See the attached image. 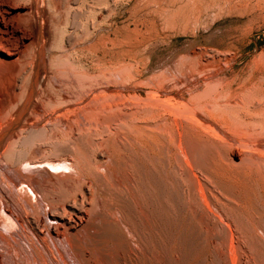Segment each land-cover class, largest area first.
Wrapping results in <instances>:
<instances>
[{"label": "rangeland", "instance_id": "obj_1", "mask_svg": "<svg viewBox=\"0 0 264 264\" xmlns=\"http://www.w3.org/2000/svg\"><path fill=\"white\" fill-rule=\"evenodd\" d=\"M27 1L4 45L13 57L0 56L8 199L29 213L83 206L71 240L94 264H264V0ZM34 6L42 55L29 97ZM52 244L60 264H82L65 241Z\"/></svg>", "mask_w": 264, "mask_h": 264}, {"label": "bare ground", "instance_id": "obj_2", "mask_svg": "<svg viewBox=\"0 0 264 264\" xmlns=\"http://www.w3.org/2000/svg\"><path fill=\"white\" fill-rule=\"evenodd\" d=\"M22 2V3H19ZM27 0H0V56L8 59V58H12L13 54H11L9 52V50H6L4 48L5 42L7 41V37L10 36L11 34H18V32H20L19 30H17L14 26H13V20L16 18H22V19H26L27 15L29 14H23L24 10L27 8L25 3H28ZM36 3H34V5L36 4V6H38L37 4L40 2V0H35ZM31 3V2H30ZM41 3V2H40ZM42 8L40 7H36L34 6V10H35V17H36V37H37V46H36V58H35V66H34V70H33V75L31 78V91H30V95L29 97L33 94L32 92V86H34V82L36 80V76L38 74V64H39V58H40V54L42 55V43H41V10ZM23 12V13H22ZM29 16V15H28ZM35 19V18H34ZM18 20V19H16ZM54 31V30H53ZM27 34V33H26ZM20 36V35H19ZM26 39L22 38L21 36V42H24ZM32 42V41H31ZM25 54V53H24ZM26 58V57H25ZM23 59V58H22ZM25 60V59H24ZM21 61V60H20ZM40 68V67H39ZM55 76V75H54ZM93 77V76H92ZM30 82V81H29ZM35 89V88H34ZM104 99V98H103ZM65 104V103H64ZM233 106V105H232ZM200 107V106H199ZM27 109V108H26ZM109 111V110H108ZM83 112V111H82ZM95 112V111H94ZM91 113V112H90ZM93 113V112H92ZM91 113V114H92ZM96 114V113H95ZM83 115V114H82ZM94 115V114H93ZM99 116V115H97ZM128 116V115H127ZM258 116V115H257ZM94 117V116H93ZM1 118V117H0ZM113 118V117H112ZM84 119V118H83ZM120 119V118H119ZM127 119V118H126ZM60 120V119H59ZM78 120V119H77ZM88 120V119H87ZM92 121V118L90 119ZM97 120V118H96ZM122 120V119H121ZM126 123V122H125ZM124 123V124H125ZM17 123L13 124V127L16 125ZM134 124V123H133ZM132 124V125H133ZM93 125V124H92ZM137 125V124H134ZM85 126V125H84ZM126 126V125H125ZM128 126V125H127ZM12 127V128H13ZM132 127V126H131ZM72 128V127H71ZM108 128V127H107ZM134 128V127H132ZM130 128V129H132ZM11 126L8 125V127H5L0 134V149H2V145L5 142V139H7V137L11 134ZM103 132V130H102ZM10 133V134H9ZM104 133V132H103ZM85 136V135H84ZM35 137V136H34ZM10 138V136H9ZM42 138V137H41ZM79 138V137H78ZM82 138V137H81ZM69 139V138H68ZM140 139V138H139ZM9 140V139H8ZM7 140V141H8ZM78 140V139H77ZM83 140V139H82ZM88 140V139H87ZM81 141V140H80ZM92 141V140H89ZM71 142V141H70ZM85 142V141H84ZM73 143V142H72ZM83 143V142H81ZM93 143V142H92ZM156 143V142H155ZM74 144V143H73ZM84 144V143H83ZM91 144V142H90ZM116 144V143H115ZM191 144V143H190ZM5 145V143H4ZM138 145V144H137ZM68 146V145H66ZM70 146V145H69ZM79 146V145H78ZM88 146V145H87ZM98 146V145H97ZM120 146V145H119ZM12 147V146H11ZM116 147V146H115ZM141 147V146H140ZM10 148V147H9ZM68 148V147H67ZM76 148V147H75ZM90 148V147H89ZM77 149V148H76ZM119 149V148H118ZM56 150V149H55ZM79 150V149H78ZM85 150V149H84ZM101 150V149H100ZM92 151V150H91ZM72 152V151H70ZM77 152V151H76ZM89 152V151H88ZM8 153V152H7ZM95 153V152H94ZM9 154V153H8ZM44 154V153H43ZM52 154V153H51ZM57 154V153H56ZM69 154V153H68ZM67 154V155H68ZM81 154V153H80ZM2 155H7V154H2ZM54 155V154H53ZM148 155V154H147ZM166 155V154H165ZM9 156V155H8ZM52 156V155H51ZM77 156V155H76ZM81 156V155H79ZM87 156V155H85ZM1 157V156H0ZM13 157V156H12ZM21 157V156H20ZM59 157V156H58ZM92 157V156H91ZM7 158V157H6ZM96 158V157H95ZM137 158V156H136ZM139 158V157H138ZM5 159V157H4ZM65 159V158H64ZM63 159V160H64ZM159 159V158H158ZM1 160V159H0ZM46 160V159H45ZM61 160V159H60ZM75 160V159H74ZM125 160V159H124ZM8 161V160H7ZM83 161V160H82ZM85 161V160H84ZM4 162V161H3ZM76 162V161H75ZM95 162V161H94ZM141 162V161H140ZM77 163V162H76ZM47 164H51L53 167L54 165L59 166L61 165L60 163H55L53 162H47ZM78 164V163H77ZM81 164V163H80ZM90 164V163H88ZM134 164V163H133ZM169 164V163H168ZM8 165V164H7ZM50 165V166H51ZM68 165V164H67ZM74 165V164H73ZM72 165V166H73ZM87 165V163H86ZM99 165V164H98ZM20 166V165H19ZM69 166V165H68ZM77 166V165H76ZM96 166V165H95ZM145 166V165H144ZM39 167V165H38ZM71 167V166H70ZM80 167V166H79ZM93 167V166H92ZM106 167V166H104ZM103 167V168H104ZM100 168V167H99ZM177 168V167H176ZM8 169V167H7ZM16 169V168H15ZM86 169V168H84ZM20 170V169H19ZM61 170V169H60ZM94 170V169H93ZM98 170V169H97ZM101 170V169H100ZM17 171V169H16ZM14 171V172H16ZM69 171V170H68ZM80 171V170H79ZM78 171V173H79ZM146 171V169H145ZM19 172V171H18ZM86 172V171H84ZM96 172V171H95ZM13 173V172H12ZM55 173V172H54ZM101 173V172H100ZM17 174V173H16ZM56 174V173H55ZM63 174V173H61ZM98 174V173H97ZM138 174V173H137ZM146 174V173H145ZM9 175V174H8ZM54 175V174H53ZM65 175V174H63ZM76 175V174H75ZM78 175V174H77ZM83 175V174H82ZM88 175V174H87ZM95 175V174H94ZM3 176V175H2ZM66 176V175H65ZM81 176V174H80ZM102 176V175H101ZM44 177V176H43ZM60 177V174H59ZM63 177V176H62ZM89 177V176H88ZM96 177V176H95ZM103 177V176H102ZM50 178V177H49ZM106 178V177H105ZM4 179V178H3ZM58 179V178H57ZM96 179V178H95ZM111 179V178H110ZM8 180V179H7ZM29 180V179H28ZM47 180V179H46ZM59 180V179H58ZM4 180H2V184L0 186V198H1V203H0V264H28V262L24 263L22 260H20V257L24 256L25 254L30 255L31 260L33 264H60L61 261L57 260V258H55L56 255H54L53 251L55 252V254H57L58 250H52V248L54 247L52 243L55 242H59L60 240L63 242L65 241L66 244L68 245V247L70 249L74 248L75 251L77 252V256L80 259V262L82 264H94V262H92L94 258L90 257L92 255H89L88 251H86L85 249L83 250L80 249V247H78L77 245H75L74 243H76V241L74 243H72V240L77 236L76 235V231L77 228L81 225L83 219L85 220L86 216V212L83 210V206L79 208H75V207H71V209L66 212L63 210V208L61 209L60 207H58L59 204H57V207L52 206V209L49 210V206L47 204L46 208L48 209L47 212L44 211H34L35 213H29L28 211L29 206L27 204L22 203L21 199L20 201H18L19 199H15L14 197H10L9 200L8 199V195L9 191L8 189H12L13 187H9L7 184L6 186L4 185L5 183L3 182ZM9 181V180H8ZM11 181V179H10ZM63 181V180H62ZM68 181V180H67ZM75 181V180H74ZM79 181V180H78ZM148 181V180H147ZM24 182V181H23ZM22 182V183H23ZM49 182V181H48ZM73 182V180H72ZM91 182V181H90ZM97 182V181H96ZM188 182V181H187ZM198 182V181H197ZM1 183V181H0ZM4 183V184H3ZM9 183V182H8ZM11 185L13 186V183L10 182ZM28 183V181H27ZM70 183V182H69ZM84 183V182H83ZM15 184V183H14ZM25 184V183H24ZM79 184V183H78ZM77 184V185H78ZM82 184V183H81ZM124 184V183H123ZM198 184V183H197ZM2 185H4L5 187H3ZM40 185V184H39ZM43 185V184H42ZM46 185V184H45ZM48 185V184H47ZM46 185V186H47ZM92 185V184H91ZM117 185V184H116ZM196 185V183H195ZM193 185V186H195ZM16 186V185H15ZM27 186V185H26ZM38 186V184H37ZM90 186V185H89ZM156 186V185H155ZM200 187H202L201 185H198ZM218 186V185H217ZM7 187H9L7 189ZM65 187V186H64ZM91 187V186H90ZM89 187V188H90ZM111 187V186H110ZM118 187V186H117ZM205 187V186H204ZM15 188V187H14ZM31 188V187H30ZM68 188V186H67ZM88 188V189H89ZM188 188V187H187ZM191 188V187H190ZM188 188V189H190ZM193 188V187H192ZM196 188V187H195ZM60 189V188H59ZM100 189V188H99ZM119 189V188H118ZM201 189V188H200ZM199 189V190H200ZM13 190V189H12ZM15 190V189H14ZM34 190V189H33ZM40 190V189H39ZM68 190V189H67ZM71 190V189H70ZM73 190V189H72ZM80 190V189H79ZM82 190V189H81ZM90 190V189H89ZM102 190V188H101ZM110 190V189H109ZM196 190V189H195ZM203 190V189H202ZM207 190V189H206ZM47 191V190H46ZM54 191V190H53ZM64 191V190H63ZM108 191V190H107ZM139 191V190H138ZM190 191V190H189ZM193 191V190H192ZM16 192V191H15ZM60 192V191H59ZM77 192V190H76ZM91 192V191H89ZM97 192V191H96ZM116 192V191H115ZM124 192V191H123ZM145 192V191H144ZM199 192V191H198ZM202 192V191H201ZM41 193V192H40ZM65 193V192H64ZM177 193V192H176ZM194 192H192L193 195ZM211 193V191H210ZM35 194V193H34ZM37 194V193H36ZM35 194V195H36ZM52 194V193H51ZM72 194V193H71ZM95 194V193H94ZM200 194V193H199ZM204 194V192H203ZM207 194V193H206ZM215 194V193H214ZM11 195V194H10ZM20 195V194H19ZM18 195V196H19ZM44 195V194H43ZM57 195V194H56ZM178 195V194H177ZM202 195V194H201ZM199 195V196H201ZM52 196V195H50ZM81 196V194H80ZM91 196V195H90ZM117 196V195H116ZM119 196V195H118ZM194 196V195H193ZM16 197V196H15ZM40 197V196H39ZM22 198V197H21ZM54 198V197H53ZM61 198V197H60ZM69 198V197H68ZM97 198V197H96ZM124 198V197H123ZM199 198V197H198ZM5 199H7V201H9V203L11 202L12 207H9L8 205H5V203L3 202ZM36 199V197H35ZM64 199V198H63ZM98 199V198H97ZM125 199V198H124ZM150 199V198H149ZM222 199V198H221ZM30 200V199H29ZM37 200V199H36ZM82 200V199H81ZM84 200V199H83ZM82 200V202H83ZM93 200V198H92ZM99 200V199H98ZM109 200V199H108ZM119 200V199H118ZM122 200V199H120ZM151 200V199H150ZM216 200V199H215ZM227 200V198H226ZM57 201V200H56ZM129 201V200H128ZM174 201V200H173ZM203 201H205L204 203H206V205H208L209 207L212 206L213 208H215V206L213 205L212 202H210V199L207 196L203 195ZM41 202V201H40ZM75 202V201H74ZM81 202V205H82ZM112 202V201H111ZM180 202V201H179ZM196 202V200H195ZM218 202V201H217ZM52 203V202H51ZM56 203V202H55ZM63 203V201L61 202ZM220 203V202H219ZM43 204V203H42ZM75 204V203H74ZM92 204V202H91ZM113 204V203H112ZM157 204V203H156ZM171 204V203H170ZM215 204V203H214ZM221 204V203H220ZM56 205V204H55ZM79 205V204H78ZM99 205V204H98ZM130 205V204H129ZM159 205V204H158ZM204 205V204H203ZM61 206V205H60ZM97 206V205H96ZM109 206V205H108ZM164 206V205H163ZM225 206V205H224ZM44 207V206H42ZM99 207V206H98ZM105 207V206H104ZM125 204H123V206L120 208V211L123 213L125 210ZM149 207V206H148ZM187 207V206H186ZM202 207V206H201ZM200 207V208H201ZM221 207V206H220ZM228 207V206H227ZM41 208V207H40ZM82 208V210H81ZM96 208V207H95ZM109 208V207H108ZM161 208V207H160ZM28 209V211H27ZM162 209V208H161ZM209 209V208H208ZM218 209V206H217ZM216 209V212H219ZM33 210V209H32ZM31 210V211H32ZM43 210V209H42ZM91 210V209H90ZM155 210V209H154ZM202 210V209H201ZM210 210V209H209ZM232 210V208H231ZM126 211V210H125ZM200 211V210H199ZM208 211V210H207ZM38 212V213H37ZM97 212V211H96ZM100 212V211H99ZM129 212V211H128ZM215 212V213H216ZM224 212V211H223ZM94 213V212H93ZM110 213V212H109ZM196 213V212H195ZM221 213V212H220ZM130 214V213H129ZM210 213H208L209 215ZM217 214V213H216ZM126 215V214H125ZM132 215V214H130ZM221 215V214H220ZM92 216V215H91ZM90 216V217H91ZM121 216V215H120ZM124 216V215H123ZM159 217V216H158ZM168 217V216H167ZM199 217V215H198ZM222 217V216H221ZM234 217V216H233ZM125 218V217H124ZM129 218V217H128ZM133 218V217H132ZM139 218V217H138ZM201 218V217H200ZM245 218V217H244ZM131 219V218H130ZM166 219V218H165ZM214 219H217L216 217H214ZM90 220V219H89ZM99 220V219H98ZM140 220V219H139ZM161 221V220H160ZM163 221V220H162ZM236 221V220H235ZM97 222V221H96ZM108 222V221H107ZM115 222V221H114ZM238 222V221H237ZM93 223V221H92ZM223 224V222H221ZM230 223V222H229ZM115 224V223H114ZM135 223V221L129 220V228L132 231V233L138 238L140 245H145L146 244V234L147 232L144 233V231H142V229H140V227H138L139 225ZM167 224V223H166ZM253 224V223H252ZM255 224V223H254ZM144 225V224H143ZM240 225V224H239ZM106 226V224H105ZM168 226V225H167ZM251 226V225H250ZM253 226V225H252ZM120 227V226H118ZM153 227V226H152ZM226 227V226H225ZM240 227V226H239ZM260 227V226H259ZM115 228V227H114ZM113 228V229H114ZM228 228V227H227ZM231 228V227H230ZM250 228V227H249ZM156 229V228H155ZM251 229V228H250ZM255 229V228H254ZM260 229V228H259ZM120 230V229H119ZM127 230V229H126ZM245 230V229H244ZM256 230V229H255ZM106 231V230H105ZM151 231V230H150ZM155 231V230H154ZM220 231V230H219ZM225 231V230H224ZM25 232H27L29 234V237H27L28 234H26ZM80 232V231H79ZM251 232V231H250ZM131 233V232H130ZM131 233V234H132ZM172 233V232H171ZM223 233V231L221 232ZM231 233V232H230ZM156 234V233H155ZM158 234V233H157ZM227 234V233H225ZM234 234V233H233ZM85 235V234H84ZM164 235V234H163ZM238 235V234H237ZM147 236H150V234L147 233ZM74 237V238H73ZM151 237V236H150ZM235 237V236H234ZM239 237V236H238ZM243 237V236H242ZM251 237V236H250ZM255 237V236H253ZM153 238V237H152ZM229 238V237H228ZM72 239V240H71ZM107 239V238H106ZM148 239V238H147ZM161 239V238H160ZM32 241V243H30L29 241ZM128 240V239H127ZM137 240V239H136ZM169 240V239H168ZM226 240V239H225ZM239 240V239H238ZM262 240V239H260ZM259 240V241H260ZM84 241V240H83ZM156 240L154 239L153 243ZM163 241V240H162ZM229 241V240H228ZM152 242V241H151ZM241 242V241H240ZM96 243L99 245V241L96 239ZM160 243V242H159ZM166 243V242H165ZM78 244V242H77ZM156 244V243H155ZM236 244V243H235ZM59 245V244H58ZM160 245V244H159ZM233 245V244H232ZM237 245V244H236ZM235 245V246H236ZM250 245V244H249ZM260 245V244H259ZM61 246V245H60ZM93 246V245H92ZM116 246V245H115ZM129 246V245H128ZM126 246L125 249L127 251V253L129 254L131 249L130 247ZM167 246V245H166ZM229 246V244H228ZM235 246H231L232 248H235ZM246 246V245H244ZM242 246V245H237V247L235 248L236 250V255L238 254L239 257L240 255L242 256V251L246 248ZM255 246V245H254ZM64 247V244H63ZM213 247V246H212ZM230 247V246H229ZM68 248V249H69ZM120 248V247H119ZM141 248V247H140ZM156 248V247H155ZM165 248V247H164ZM252 248V247H251ZM88 249V248H87ZM98 249V248H97ZM114 249V248H113ZM171 249V248H170ZM169 249V250H170ZM228 249V248H227ZM250 249V248H247ZM91 249H89L90 251ZM130 250V251H129ZM165 250V249H164ZM168 250V249H166ZM221 250V249H220ZM233 250V249H232ZM231 250V251H232ZM70 251V250H69ZM153 251V250H152ZM155 251V250H154ZM57 252V253H56ZM169 252V251H168ZM176 252V251H175ZM252 252V251H251ZM70 253V252H69ZM73 253V252H72ZM75 253V252H74ZM91 253V252H90ZM126 253V254H127ZM131 253H133L131 251ZM130 253V254H131ZM137 253V252H136ZM172 253V252H171ZM177 253V252H176ZM181 253V252H180ZM245 253V251H244ZM263 253V252H262ZM24 254V255H23ZM155 254V253H154ZM226 254V253H225ZM230 254V253H229ZM234 255V253H232ZM253 254V253H252ZM259 254V253H257ZM256 254V255H257ZM96 255V254H95ZM122 255V254H121ZM132 255V254H131ZM134 255V254H133ZM159 255V254H158ZM168 255V254H167ZM171 255V254H170ZM237 255V256H238ZM247 255V254H246ZM129 256V255H128ZM135 256V255H134ZM172 256V255H171ZM235 256V255H234ZM245 256V255H244ZM252 256V255H251ZM254 256V255H253ZM61 257V256H60ZM74 257V256H73ZM113 257V256H112ZM117 258L115 259L116 261H114L115 264H124L125 259H123V257L120 256H116ZM149 257V256H148ZM232 257V256H230ZM236 257V256H235ZM98 258V257H97ZM139 258V257H138ZM137 258V259H138ZM228 259V257H226ZM242 259V257H240ZM251 258V257H250ZM29 259V258H28ZM70 259V258H69ZM130 259V258H129ZM185 259V258H184ZM236 259V258H235ZM260 259V258H259ZM25 260V259H24ZM73 260V259H72ZM75 260V259H74ZM77 260V259H76ZM177 260V259H175ZM180 260V259H179ZM234 260V259H232ZM231 260V261H232ZM239 262H241V260L238 258ZM79 261V260H78ZM77 261V262H78ZM183 261V260H182ZM29 262V263H30ZM96 262V261H95ZM164 262V261H163ZM222 262V260H221ZM237 262V260H236ZM258 262V261H257ZM261 262V261H260ZM112 263V264H114ZM171 263V262H170ZM234 263V262H233ZM238 263V262H237ZM259 263V262H258ZM246 264V263H245ZM251 264V263H250Z\"/></svg>", "mask_w": 264, "mask_h": 264}]
</instances>
